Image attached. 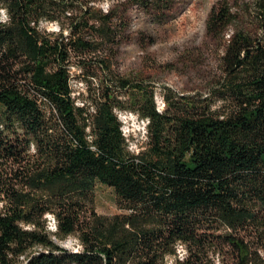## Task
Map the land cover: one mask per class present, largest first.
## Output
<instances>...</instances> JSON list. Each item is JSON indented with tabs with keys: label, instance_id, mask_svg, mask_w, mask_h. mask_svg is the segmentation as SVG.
Listing matches in <instances>:
<instances>
[{
	"label": "trees",
	"instance_id": "obj_1",
	"mask_svg": "<svg viewBox=\"0 0 264 264\" xmlns=\"http://www.w3.org/2000/svg\"><path fill=\"white\" fill-rule=\"evenodd\" d=\"M103 1L0 0V264H264V0L247 8L254 30L226 41L209 97L165 88L162 111L150 80L112 72L123 18ZM234 19L221 2L208 32ZM73 65L101 76L80 106ZM115 110L148 121L141 151ZM98 184L119 213H95ZM69 238L80 250L59 244Z\"/></svg>",
	"mask_w": 264,
	"mask_h": 264
},
{
	"label": "rangeland",
	"instance_id": "obj_2",
	"mask_svg": "<svg viewBox=\"0 0 264 264\" xmlns=\"http://www.w3.org/2000/svg\"><path fill=\"white\" fill-rule=\"evenodd\" d=\"M126 1L108 0L99 5L106 12L119 3L117 10L123 18L117 29L118 39L105 51L112 54L111 70L114 74L121 77L143 76L150 80L155 89V105L156 98L162 97L165 88L176 95L209 97L222 75L221 56L232 32L239 29L254 30L247 11L253 0H170L169 7L158 12L145 11L139 6L125 3ZM221 2L227 3L236 19L230 22L224 33L214 36L208 32L207 21L212 9ZM56 27L58 26L53 22L40 24V29L46 32L59 33ZM66 33L67 31L64 32L65 35ZM70 69L71 91L76 98V105L80 106L88 101V90L93 91L100 84L101 76L95 71L93 77L92 71L78 69L75 65ZM87 106L92 112V106L89 103ZM164 109L165 106L161 111ZM116 112L118 121L121 122L122 134L128 138L129 150L134 153L141 151L147 142L145 120L139 119L129 110ZM93 198L95 213L106 216L119 213L112 189L98 184ZM46 217L48 229L53 230L52 217ZM59 244L68 251L80 250V245L73 238ZM182 251V246H178V257ZM166 264H175V259L167 258Z\"/></svg>",
	"mask_w": 264,
	"mask_h": 264
},
{
	"label": "built area",
	"instance_id": "obj_3",
	"mask_svg": "<svg viewBox=\"0 0 264 264\" xmlns=\"http://www.w3.org/2000/svg\"><path fill=\"white\" fill-rule=\"evenodd\" d=\"M56 29L58 30L59 28L58 27H56ZM67 34V33H66ZM73 95V94H72ZM156 100H157V109L159 110V111H161V108L162 107H164L165 106V104H164V102H163V99H162V97L160 98V99H158V98H156ZM155 100V101H156ZM82 105V104H81ZM117 110H115V114H116V116H117V112H116ZM143 120H145V119H143ZM144 122V130H145V132H146V126H147V124H148V121L147 120H145V121H143Z\"/></svg>",
	"mask_w": 264,
	"mask_h": 264
},
{
	"label": "bare ground",
	"instance_id": "obj_4",
	"mask_svg": "<svg viewBox=\"0 0 264 264\" xmlns=\"http://www.w3.org/2000/svg\"><path fill=\"white\" fill-rule=\"evenodd\" d=\"M54 223V222H53ZM54 226V225H53Z\"/></svg>",
	"mask_w": 264,
	"mask_h": 264
}]
</instances>
